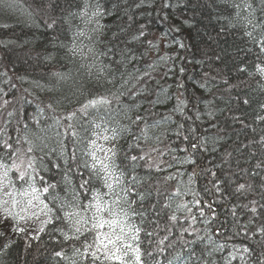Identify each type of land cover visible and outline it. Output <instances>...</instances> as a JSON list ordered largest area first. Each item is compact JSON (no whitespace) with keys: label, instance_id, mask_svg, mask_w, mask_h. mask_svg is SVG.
<instances>
[{"label":"snow or ice","instance_id":"1","mask_svg":"<svg viewBox=\"0 0 264 264\" xmlns=\"http://www.w3.org/2000/svg\"><path fill=\"white\" fill-rule=\"evenodd\" d=\"M65 3L68 4L67 8L61 5L60 0H40L37 11L44 18V28L51 33L49 43L53 49L51 54L45 51V62H51L61 52L65 58L87 61L81 67H87L89 78L94 77L98 84L103 80L104 84L114 85L115 90L106 89L104 94L99 95L89 93L90 98L86 97L82 102L76 101L79 106L71 110L64 106L66 97L53 95L47 104L37 106L35 116L31 118L37 125H43L40 128L43 135L29 132V117L21 110L6 113L7 118L0 125V241H3L0 243V253L7 256L20 238L24 240L27 251L33 241H41L43 235H47L50 242L60 245L59 251L52 252V259L56 264H161L155 257L164 254L167 249L174 250V244H165L169 239L167 235L155 241L158 231L171 232L168 224L161 229L160 220L172 208L175 198L187 195L192 184L199 180L200 174H207L209 171L200 165L191 172H181L180 169L196 164L197 153H216L223 146L221 141L229 128L235 129L237 124L242 131L252 127L246 122V115L240 108L241 104L250 106L251 100L237 94L234 98L235 106H230L224 115L225 127H221V121L216 119L217 111L223 114L224 110L214 109L212 101H208V111L204 113L206 121L201 119L202 114L197 110L195 120L199 124L189 128L182 122L177 126V138H182L185 145L190 144L192 152L189 156L182 158L176 155L169 161L153 160L148 153L143 152L141 138L151 139L148 130L167 123L172 114L179 113L183 116L187 101L177 98L170 115L162 116L159 120L156 119L155 111L149 116L140 114L141 106L135 101L142 96L152 95V72L145 71L135 75L133 82L136 70L128 72L127 65L137 57L126 47H120L123 28L112 34L103 51L98 48L103 43L106 28L101 21L113 13L105 8L101 0H80L75 7L69 0H65ZM225 3L234 9V14L218 19L227 21L229 28H243V35L256 49L252 70H249L244 60L239 59V53L251 54L253 48L237 49V59L234 61L236 72L264 79V0H225ZM135 7L139 9L140 5ZM171 7L173 5L169 0H163V9ZM28 18L33 20L36 17L29 11ZM128 19L131 20L132 17L129 16ZM138 32L139 36L135 39L146 35L144 25L140 26ZM221 32H224V28H221ZM3 47L12 48L13 44L7 42ZM180 47H184L183 43ZM227 56L223 52L216 56V61L224 63ZM101 57L106 58L108 63H103ZM159 59L166 61L169 57L162 56ZM4 67L0 77L8 79L0 82L16 91L17 84L9 76L6 64ZM149 67L155 71L154 65ZM181 71L183 72V68ZM125 73H128L127 77ZM66 79V73L52 72L49 80L52 87L46 89L45 85L38 82L35 87L40 91L54 92L53 80L59 83ZM229 80L230 76H226L219 83L227 85L225 91H236L237 86L230 84ZM130 84V90H125ZM201 87L205 88L207 85ZM156 90L155 99L147 100L152 109L164 102L160 93L165 90L159 84L156 85ZM23 92L25 95L18 100H4L0 109H5L10 103L25 102L29 92L28 89ZM212 95L215 96V93ZM122 98H127L130 102L124 104ZM165 99L170 100L171 97L165 93ZM232 100L233 97L229 96V105ZM113 103L117 108L113 109ZM134 109L137 114L133 118L131 113ZM259 113H264V103L259 104V112L253 121L264 124V115ZM13 119L17 125L16 136L11 134ZM21 120L24 121L23 136L19 134ZM204 124L207 126L201 130L200 125ZM252 131L255 132V128ZM261 133L258 140H250L247 144L240 143L237 137L236 143L240 146L227 152L222 163L216 165L217 169H222L223 163H231L233 152L239 153L241 157L249 148L258 147L259 152H249L247 160L237 159V171L229 169L223 178H217V172L212 171L208 187L204 190L207 195H219L227 199L231 197H225L226 188L231 189L238 198L244 199L259 190V199L234 205L231 214L234 227L238 229L234 235L243 234L246 239L259 235L260 239L256 241V247L231 245V251L223 257V264H232L237 259L240 264H264V175H261L264 173V129H261ZM126 135L130 137L128 148L121 149L120 141ZM227 138L231 139V136ZM129 151H139L140 154L129 155ZM172 151L186 152L187 147ZM160 155L163 156L164 153ZM253 160L255 164H251ZM241 163L251 165L252 171L249 173L247 169L240 168ZM173 168L176 169L174 173L169 172L151 183L153 170L163 173ZM141 170H146L148 175H140ZM53 172L59 179L50 175ZM183 175L188 176L187 184L178 179ZM242 176H250L251 181L258 180L259 184L237 183L234 178ZM172 181L176 183L174 191L169 192L166 187L161 189V183L168 185ZM232 185L236 186L233 188ZM161 197L167 202L162 204ZM214 203L215 201L201 199L194 201L195 206L200 209L201 218L205 216V207L212 211L213 217L216 216ZM238 209H242V214L248 217L247 223L241 224L237 217ZM177 212H186L193 222L197 220L188 203L177 204L173 214L167 217L173 227L179 219L175 214ZM182 231L187 232V229ZM142 234L149 241L148 247L152 251L145 248ZM217 234L223 235V232L217 229ZM13 236L17 240L12 239ZM65 246H68L67 249ZM227 247L226 243H216L208 237L200 255L197 256L194 250L185 254L188 257L187 264H219L215 254L224 252ZM169 255L167 264H185L180 252ZM0 264H3L2 259Z\"/></svg>","mask_w":264,"mask_h":264},{"label":"trees","instance_id":"2","mask_svg":"<svg viewBox=\"0 0 264 264\" xmlns=\"http://www.w3.org/2000/svg\"><path fill=\"white\" fill-rule=\"evenodd\" d=\"M69 2L75 7L80 0H69ZM60 3L65 8L68 7L65 0H60ZM101 3L113 15L106 16L101 21L102 24L106 25V28L103 33V43L98 46L99 50L103 51L108 46L112 34L123 28L120 47H126L137 57L136 60L127 65L128 72H133V69L136 70L133 74V82H135V75L145 71L152 72L154 77L151 85L152 95L149 97L142 96L135 101L141 106L139 113L149 116L152 111H155L157 114L156 119L159 120L162 119V116L170 115L176 105L177 98L187 101V108L183 116L179 113L172 114L167 123H162L159 127L148 130L151 139L144 140L143 137L141 138L140 143L143 152L148 153L153 160L169 161L172 156L179 155L182 158L189 156L192 149L190 144L185 145L182 138L178 139L175 135L178 130L177 126L182 122L189 128L199 124L195 120L197 110L202 114L201 119L206 121L207 117L204 113L208 111L206 107L208 101H212L214 109L224 110L223 114L217 111L216 119L221 121V127H225L223 124L224 115L227 114V109L230 106H235L234 98L237 94L241 97L247 96L251 100L250 106L246 107L241 104L240 108L246 115V122L251 124L252 127L242 131L237 124L235 129L229 128L221 141L223 146L216 153H204L203 155L197 153L196 164L180 169L181 172H191L197 165H200L209 171L207 174H200L199 180L192 184L187 195L176 197L172 202V208L160 220L161 229L165 224H168L171 232L158 231L155 241H159L167 235L169 239L165 241V244H174V250L167 249L164 254L157 255L155 258L161 261V264H167V259L170 258L169 254L175 255L176 252H180L184 256L185 264H187L188 257L185 254L190 250H194L197 256L200 255L201 251L205 249L208 237L216 243H226L228 245L224 252L215 254L219 264H223V257L231 251V245L233 244L256 247V241L260 239L259 235H256L253 239H246L243 234L234 235L238 229L234 227L231 210L234 205H242L248 203L249 200L259 199V190L254 194H249L247 199L238 198L231 189L227 188L225 189V197H231L230 199L222 198L219 195L210 196L204 191L208 187L212 171L217 172V178H223L225 172L229 169L233 172L237 171V159L247 160L249 152H259L258 147L247 149L243 157L239 153L233 152L231 163H223L222 169H217L216 165L222 163L225 154L240 146L236 143L237 137H239L240 143L247 144L250 140H258L262 134L261 129H264V124L253 122L255 115L259 112V104L264 103V79L259 76L249 77L247 73H238L235 70L236 65H234V61L237 59V49L253 48L251 54L239 53V59L244 60L249 66V70H252L256 59V49L243 35V28H229L227 21L218 19L221 16L230 17L234 14V9L228 7L225 0H169L173 7L168 9L162 8L163 0H101ZM137 4L140 5L139 9L135 7ZM38 8H40V0H0V72L5 70L4 66L6 64L9 76L13 78V83L17 84V90L13 91L10 86L0 82V90H2L0 91V104H3L4 100H18L19 97L25 95L24 89H28L29 92L25 102L10 103L5 109H0V125L7 118L6 113L8 111L19 109L29 117V132L43 135L40 132L43 125H37L31 119L35 116L38 105L47 104L49 99L55 95L59 98L66 97L67 100L64 101V106L71 110L79 106L76 101L82 102L86 97L90 98L89 93L93 95L104 94L106 89L114 91L115 86L104 84L101 80V84H103V87H101V84H98L94 77L89 78L87 67H81V64H86L87 61H81L79 58L75 60L65 58L62 52L51 62H45V51L47 50L49 54L53 53L52 46L49 43L51 33L44 28V18L37 11ZM29 11L36 17L35 19L30 20L28 18ZM129 16L132 17L131 20L128 19ZM141 25H144L146 35L140 39H135L139 36L138 29ZM221 28H224V32H221ZM161 37L163 38L162 42L160 41ZM63 38L64 34L62 33L61 39ZM7 42H11L13 47H3V44ZM181 43L184 45L183 48L180 47ZM162 46L167 48L164 49ZM223 52L228 54L227 59L224 63H219L216 61V56ZM162 56H167L169 59L161 61L159 57ZM101 60L105 64L108 63V60L104 57H101ZM150 65L155 66V71L149 67ZM181 68H183V72ZM52 72H64L67 74V79L59 83L53 80L52 83L55 84L54 92L37 89L35 87L37 82L45 85L46 89L52 87V84H49ZM127 75L128 73H125V77ZM226 76H230V84L237 86L236 91H225L227 85L219 83ZM16 77L23 79L16 80ZM6 79L8 77H0V81ZM119 83L120 77L118 74L117 85ZM157 84L165 90L164 93H160V98L164 102L152 109L147 100L155 99ZM204 84L207 87L202 88L201 85ZM130 88L131 84L125 90H130ZM209 89H211V92H209ZM165 93L171 97L170 100L165 99ZM212 93H215V96ZM229 96L233 97L231 105L228 103ZM69 101H71L70 104ZM122 102L128 104L130 101L127 98H122ZM112 107L115 109L117 105L113 103ZM136 114L137 111L134 109L131 115L134 118ZM259 114L264 115V113ZM48 122L51 123V121ZM23 123L24 121L21 120L19 125L21 136L24 135ZM229 124H231L230 121ZM12 126L11 134L16 136L15 128L17 125L15 119L12 120ZM206 126V124L200 125L201 130ZM253 128H255V132L252 131ZM183 134L182 132L181 135ZM228 136H231V139H228ZM129 141L130 137L126 135L120 141L121 149H127ZM24 147L26 148L27 145H24ZM184 147H187L186 152L172 151V149ZM153 149L157 151H153ZM160 153H164V155L161 156ZM132 154L139 155L140 152L129 151V155ZM121 155H123V151ZM251 164H255V160L251 161ZM239 167L247 169L249 173L252 171L251 165L246 163H241ZM175 171V168L163 173H156L153 170L151 183H155L162 176ZM50 175L59 179L55 172ZM140 175L145 176L148 173L146 170H141ZM261 175H264V173H261ZM178 179H182L184 184L188 183L187 175H183ZM234 179H237V183L253 182L256 185L259 184L258 180L251 181L250 176ZM235 186L232 185L233 188ZM165 187L169 192H172L176 188V183L175 181L169 182L168 185L161 183V189L163 190ZM160 199L162 204L167 202L164 197ZM196 199L215 201L213 207L216 216L213 217L212 211L205 207V216L201 218L199 216L200 209L194 204ZM184 203H188V206L193 208L192 214L197 217V220L193 222L186 212H177L175 214L179 219L173 227L172 222L167 217L173 214L177 204ZM242 212V209H238L237 217L240 219L241 224H244L247 223L248 217L243 215ZM221 225H223L222 228ZM185 228L187 232L182 231ZM217 229H220L223 235H218ZM12 239L17 240L15 236ZM141 239L145 248L152 251V248L148 247L149 241L144 238L143 234ZM0 243H3V241H0ZM25 247L24 240L22 238L18 239L16 246L11 249L7 256L0 253L3 264H56L52 259V252L59 251L60 245L50 242L47 235H43L41 241H33L29 250L25 251ZM67 247L65 246L66 249ZM232 264H240V261L237 259Z\"/></svg>","mask_w":264,"mask_h":264},{"label":"rangeland","instance_id":"3","mask_svg":"<svg viewBox=\"0 0 264 264\" xmlns=\"http://www.w3.org/2000/svg\"><path fill=\"white\" fill-rule=\"evenodd\" d=\"M162 40H163V38L161 37L160 41L162 42ZM164 42H166V41H164ZM163 45H164V44H163ZM162 48L165 49V48H167V47H166V46H164V47L162 46Z\"/></svg>","mask_w":264,"mask_h":264}]
</instances>
